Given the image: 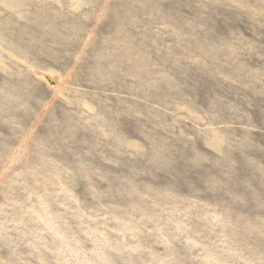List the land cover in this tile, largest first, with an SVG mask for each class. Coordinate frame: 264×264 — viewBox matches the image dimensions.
I'll return each instance as SVG.
<instances>
[{
	"label": "rangeland",
	"instance_id": "1",
	"mask_svg": "<svg viewBox=\"0 0 264 264\" xmlns=\"http://www.w3.org/2000/svg\"><path fill=\"white\" fill-rule=\"evenodd\" d=\"M0 264H264V0H0Z\"/></svg>",
	"mask_w": 264,
	"mask_h": 264
},
{
	"label": "bare ground",
	"instance_id": "2",
	"mask_svg": "<svg viewBox=\"0 0 264 264\" xmlns=\"http://www.w3.org/2000/svg\"><path fill=\"white\" fill-rule=\"evenodd\" d=\"M43 74H44V73H43ZM48 78H49V77H48ZM51 78H52V77H51ZM52 80H53V79H52ZM52 80L49 79L48 82H49V83H52ZM49 83H46V84H49ZM53 83H54V82H53ZM54 84H55V83H54ZM49 86H50V85H49ZM52 86H53V85H52ZM50 87H51V86H50ZM50 87H49V88H50Z\"/></svg>",
	"mask_w": 264,
	"mask_h": 264
}]
</instances>
